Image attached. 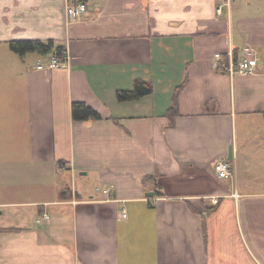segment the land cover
Segmentation results:
<instances>
[{
  "label": "crops",
  "instance_id": "0c3cea01",
  "mask_svg": "<svg viewBox=\"0 0 264 264\" xmlns=\"http://www.w3.org/2000/svg\"><path fill=\"white\" fill-rule=\"evenodd\" d=\"M68 3L0 0V264H264V0ZM246 44L252 73L218 69ZM137 79L152 92L117 100Z\"/></svg>",
  "mask_w": 264,
  "mask_h": 264
},
{
  "label": "built area",
  "instance_id": "2783aa9c",
  "mask_svg": "<svg viewBox=\"0 0 264 264\" xmlns=\"http://www.w3.org/2000/svg\"><path fill=\"white\" fill-rule=\"evenodd\" d=\"M232 0H217L215 11L216 14L222 15L223 9H229ZM86 4L84 2H76L71 3L69 2L66 7L67 15L70 19H75L79 14L83 13L86 10ZM214 60L216 61V65L218 69L230 76L235 74H249L255 70L256 65V54L254 48L246 44L242 46L240 51L235 52L231 48H229L224 54L219 52L213 55ZM68 54L65 52L63 58L57 56H50L48 63L46 66L49 68H56V67H68ZM39 68L44 67L43 64L38 63L37 65ZM214 172L219 178H228L232 176L233 172L229 166V163L226 162L224 159H218L215 161L213 165ZM98 189V188H97ZM102 194L105 196L106 200H110L108 194L110 192L109 189L103 188L101 189ZM124 215V214H123ZM48 220V215L43 213L38 219L37 222L41 220Z\"/></svg>",
  "mask_w": 264,
  "mask_h": 264
},
{
  "label": "trees",
  "instance_id": "16d2710c",
  "mask_svg": "<svg viewBox=\"0 0 264 264\" xmlns=\"http://www.w3.org/2000/svg\"><path fill=\"white\" fill-rule=\"evenodd\" d=\"M71 3L86 2L87 0H68ZM9 48L23 55L27 52H37L41 55H51L63 58L65 55V47L60 44H56L53 39H17L9 41ZM152 92V85L148 81L137 79L134 81L131 89L116 91V98L119 101H129L139 99L140 97ZM178 113L176 102H174L167 110V114L173 118ZM71 115L74 120H88L98 119L100 114L82 101L73 102L71 105ZM152 179L150 177L144 178ZM159 194V193H158Z\"/></svg>",
  "mask_w": 264,
  "mask_h": 264
},
{
  "label": "water",
  "instance_id": "95a60500",
  "mask_svg": "<svg viewBox=\"0 0 264 264\" xmlns=\"http://www.w3.org/2000/svg\"><path fill=\"white\" fill-rule=\"evenodd\" d=\"M146 194L149 195V196H152L153 195V191H148Z\"/></svg>",
  "mask_w": 264,
  "mask_h": 264
}]
</instances>
